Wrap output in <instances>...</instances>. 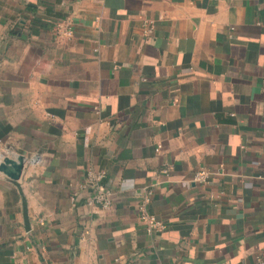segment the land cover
<instances>
[{"label":"crops","instance_id":"1","mask_svg":"<svg viewBox=\"0 0 264 264\" xmlns=\"http://www.w3.org/2000/svg\"><path fill=\"white\" fill-rule=\"evenodd\" d=\"M17 155L0 264H264V0H0ZM91 170L109 209L86 205Z\"/></svg>","mask_w":264,"mask_h":264},{"label":"built area","instance_id":"2","mask_svg":"<svg viewBox=\"0 0 264 264\" xmlns=\"http://www.w3.org/2000/svg\"><path fill=\"white\" fill-rule=\"evenodd\" d=\"M153 24L149 22L146 27L147 33H152L153 31ZM60 33L65 36H71L73 34V29L71 26L61 27L59 29ZM210 172L205 169L201 168L195 172L193 181L200 184H205L208 182ZM106 173L102 170H91L88 172V181L82 186V189L88 192L86 205L89 207H101L103 209L111 208L113 201H112V194L110 190L107 189L106 183ZM150 191H147L145 196L144 202L148 203L150 200ZM75 196L72 198L73 201ZM141 220L146 223L147 230L149 232H153L154 230H162L164 228V224L157 220L154 216L150 215L144 208L140 214ZM264 256V255H263Z\"/></svg>","mask_w":264,"mask_h":264},{"label":"water","instance_id":"3","mask_svg":"<svg viewBox=\"0 0 264 264\" xmlns=\"http://www.w3.org/2000/svg\"><path fill=\"white\" fill-rule=\"evenodd\" d=\"M25 156L17 155L15 158L3 156L0 162V172L7 176L10 180L17 182L22 176L24 169ZM18 185V184H17ZM19 187V186H18ZM23 212L26 229H30V222L28 216V208L26 199L23 196Z\"/></svg>","mask_w":264,"mask_h":264}]
</instances>
